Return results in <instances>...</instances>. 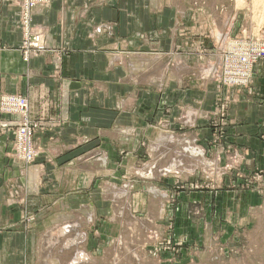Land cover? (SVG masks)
Wrapping results in <instances>:
<instances>
[{"label": "rangeland", "instance_id": "rangeland-1", "mask_svg": "<svg viewBox=\"0 0 264 264\" xmlns=\"http://www.w3.org/2000/svg\"><path fill=\"white\" fill-rule=\"evenodd\" d=\"M17 1L20 9L15 23L21 36L22 6L34 3L44 8L35 12L33 25L41 28L48 42L46 27L36 25L34 18L57 0ZM112 4L115 7L107 10L108 19L124 15L142 19L136 31L125 22L122 32L119 28L121 36L107 32L111 67L119 68L117 73L122 74L121 77L110 73L108 95L112 103L107 107L116 113L115 123L121 122L122 114L135 129L125 134L116 129L113 136L101 137L99 152L73 159L71 165L77 166L80 173V169L87 167V185L80 188L75 178L69 180L75 172L68 170L62 185L49 189L59 190L56 198L44 200L38 206L18 200L23 205V225L36 234L27 262L44 264L45 248L50 243L58 247L76 227L84 237L82 246L86 254L81 261L86 264H264L262 174L253 177V183L244 178L242 183L241 176L232 178L227 174L228 179L219 186L215 182L232 170L234 161L210 168L209 161L205 162L207 157L200 154V163L192 170L168 171L154 179L145 176L148 169L162 168L180 156L181 151L191 155L189 149L198 148V131L187 129L184 110L190 106L196 110L194 106L205 101L200 97L205 90L210 92L207 105L211 110L199 118L210 127V147L215 153L231 156L222 141L231 123L228 93L248 88L230 87L226 61L237 51H247L249 61L264 52V0L106 3ZM113 26L114 23L100 24L96 33L109 31ZM19 52L26 62L21 47ZM72 52L70 45L65 44L43 56H56L54 64L60 74L63 59ZM263 63L264 59L255 60L252 72ZM99 93L97 90L99 99L105 96ZM105 106L97 104V109ZM11 116L16 117L12 123L17 131L21 117ZM30 119L41 126L34 135L38 149L36 136L54 123L33 120L31 113ZM14 139V157L25 165L35 164L40 154L35 162L28 163L18 157ZM103 151L111 156V177L104 169L93 172V161L101 160V155L105 156ZM213 159L221 162L217 155ZM35 208H40L37 213ZM65 228L69 232L64 233Z\"/></svg>", "mask_w": 264, "mask_h": 264}, {"label": "crops", "instance_id": "crops-1", "mask_svg": "<svg viewBox=\"0 0 264 264\" xmlns=\"http://www.w3.org/2000/svg\"><path fill=\"white\" fill-rule=\"evenodd\" d=\"M127 1L138 0H57L51 8L35 16V24L46 27L48 44L52 49L68 44L73 50L69 57L63 59L58 74V67L54 64L56 56L51 53L29 63L24 62L19 52L23 38L15 23L20 9L18 1L0 0V96H25L29 100L33 120L54 123L41 129L35 138L39 159L35 164L25 165L13 155L15 128L12 121L16 117L0 116V264H30L27 254L36 234L23 225L26 220L23 205L18 204V200L38 206L44 200L56 198L59 190L49 189L62 185L68 170L75 172V177L69 180L75 178L78 187L87 185V167L80 169V173L77 166L71 165L73 159L99 152L101 149L97 150V147L101 137L113 136L116 129L122 131L121 134L135 129L122 114L121 122L115 123L116 113L107 107L112 103L108 95L112 83L110 73H117L119 69L111 67L107 32L121 36L125 22L136 31L142 19L135 15L108 19L107 10L115 5L106 3ZM108 23H114L111 30L96 33L98 25ZM122 69L125 71V67ZM118 75L122 77V74ZM253 76L250 88L228 93L231 123L222 141L231 156L211 149L210 127L199 118L211 110L207 105L209 91H201L200 97L205 101L201 100L200 105L194 106L196 110L191 106L184 110L187 129L198 131L195 144L199 154L193 153L191 159L199 158L201 154L207 157L205 162L209 161L207 166L210 168H217L216 164L221 166L228 160L229 163L234 161L232 170L215 182L219 186L228 179L227 174L232 178L241 176L242 183L244 179L253 183V177L262 174L264 181V63ZM118 80L122 82L121 78ZM97 90L99 95L105 93V96L99 99ZM97 104L106 106L97 109ZM55 124L57 126L54 127ZM103 154L107 158L101 155V160L93 161V172L96 174L104 169L111 177V156L104 151ZM214 155L219 156L221 162L212 160ZM145 176L151 178V173ZM39 209L35 208V213Z\"/></svg>", "mask_w": 264, "mask_h": 264}, {"label": "built area", "instance_id": "built-area-1", "mask_svg": "<svg viewBox=\"0 0 264 264\" xmlns=\"http://www.w3.org/2000/svg\"><path fill=\"white\" fill-rule=\"evenodd\" d=\"M48 1H45L46 3ZM43 3V5H44ZM42 6V5H41ZM44 7H37L34 3L26 4L21 9V22H22V46L21 51L24 53V59L26 62H30L33 59H37L43 56L45 53H49L55 50L49 48L46 37L41 31L40 27L33 25L32 17L38 10ZM247 51H237L226 61L225 68L227 69V77L230 82V87L249 88L253 83L252 65L255 60L264 59V52L258 55L254 60H248ZM59 63V62H58ZM235 69L237 71H235ZM0 114L3 115H15L21 117L20 129L15 131V143L16 153L18 157L33 163L40 154L36 146L34 145V135L40 130L41 126L34 123L30 119L29 113V101L27 98L9 95L0 98ZM43 126V125H42Z\"/></svg>", "mask_w": 264, "mask_h": 264}, {"label": "bare ground", "instance_id": "bare-ground-1", "mask_svg": "<svg viewBox=\"0 0 264 264\" xmlns=\"http://www.w3.org/2000/svg\"><path fill=\"white\" fill-rule=\"evenodd\" d=\"M189 151H192V149H189ZM190 153H191V155L188 153H183L181 151L180 156H177L176 158L172 159L167 165L162 166V168H160L161 170L158 169V170H155L156 171L155 172L153 169H148V172L151 173V177H153V179H154L155 176L159 177L160 175H162L163 173H166L168 171H173V170L177 171L178 169L179 170L180 169L181 170H185V169L186 170H192L193 166L196 165L197 163H200V161L197 159L198 157L191 159L190 156H192L193 153H195V155H197V154H199V152H198V149L194 148V151H192ZM172 161H174V162H172ZM148 172L146 173V175L148 174ZM124 211H127L126 208ZM150 214H152V213H150ZM125 215L127 216V218H129V215L127 213H125ZM65 229L63 230V232L64 231L66 232L69 230V229L68 230L67 229L65 230ZM72 229L73 230H71V228H70L71 231L70 232L68 231L69 234L67 235V238L63 239V241L58 246L59 248L50 243L49 246L47 248H45L46 251L42 250V252L44 251V255L46 258V261L44 262V264H86V263L81 261V259H83L85 257V254H86V250L82 246L84 237L81 236V232H79L76 229V227L75 228L73 227ZM80 252H82V253H80ZM75 253H80V259L78 258V256L75 255ZM132 257H133V255H132ZM128 259H129V255H128ZM131 261H129V262H131ZM135 264H138V263L136 262Z\"/></svg>", "mask_w": 264, "mask_h": 264}]
</instances>
